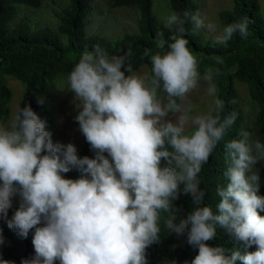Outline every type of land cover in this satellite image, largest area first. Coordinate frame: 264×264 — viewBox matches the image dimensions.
I'll use <instances>...</instances> for the list:
<instances>
[{
    "label": "clouds",
    "instance_id": "9594fccd",
    "mask_svg": "<svg viewBox=\"0 0 264 264\" xmlns=\"http://www.w3.org/2000/svg\"><path fill=\"white\" fill-rule=\"evenodd\" d=\"M162 21L169 37L159 31L154 49L140 53L148 71L134 70L131 49L109 56L97 47L84 50L69 73L68 91L78 101L74 119L93 158L80 157L71 142H53L30 105L0 123V219L18 199L8 227L25 239L34 230V256L21 264H147V249L160 241L162 228L186 235L198 249L190 264H264V195L256 167L264 162V142L243 129L225 140L237 114L223 115L215 83L220 70H201L187 36L189 23L193 34L216 33L217 25L187 10H172ZM249 23L245 17L227 24L213 43L227 45L237 33L246 39ZM202 86L212 98L206 110L192 99ZM222 141L224 183L216 186L214 212L204 203L201 173ZM73 169L80 176L66 178ZM181 193L193 207L178 219L174 201ZM217 225L243 250L228 255L210 244Z\"/></svg>",
    "mask_w": 264,
    "mask_h": 264
},
{
    "label": "trees",
    "instance_id": "16d2710c",
    "mask_svg": "<svg viewBox=\"0 0 264 264\" xmlns=\"http://www.w3.org/2000/svg\"><path fill=\"white\" fill-rule=\"evenodd\" d=\"M41 0H0V121L9 117V102L12 98V88L6 82V75H13L25 85L21 106L30 105L31 108L46 121V128L51 133L49 121L51 117L43 110V103L39 91L47 90L49 82H53L59 74L70 73L75 63L84 50L95 51L97 47L109 56L122 55L131 49L134 70L142 64H150L147 60L140 59V53L145 48H153L159 31L164 38L170 35L153 12V0H112L115 6L134 5L139 8L140 18L137 31L127 32L115 40L102 36L99 33L87 34L85 31V19L91 11V3L94 0H69L70 5L61 15L57 29L50 27H32L28 22L21 21L10 25V21L18 8L16 4L38 6ZM172 10L181 14L187 10L197 13L199 5L196 0H169ZM222 26L238 22L247 17L249 34L247 38L235 34L227 45L214 44L212 40H206L197 32L193 34V25L189 23L187 36L190 46L201 58V70L205 67L219 68L220 73L215 77V83L219 89L218 96L224 100L225 109L223 115L232 112L237 114L236 121L227 132L225 140L236 138L242 129L244 114L243 106L238 98V82L248 85L251 98L259 106L257 124L260 132L264 134V16L261 13L260 0H234L232 8H225L219 13ZM223 60L222 64L216 63V58ZM235 101V103H233ZM53 135V134H52ZM223 141L217 145V149L210 157L204 171L201 173V187L205 191L204 203L210 205L213 211H217L216 205L219 197L215 189L217 184L224 183L223 171ZM80 157L93 158L95 153L86 141L77 150ZM66 178L76 179L80 173L73 169L64 174ZM259 194L264 195V175L260 174ZM18 199H14L13 207L8 211L6 219H0V234L4 242L0 245V259L21 264L24 259L34 256L32 235L22 238L13 229H10L7 220L11 219L18 207ZM180 209L178 219L186 216L192 210L190 195L180 194L174 201ZM264 215V211L260 212ZM213 246H223L228 255L234 249L242 246L236 242L222 227L217 225L216 236L209 241ZM253 245L248 251H254ZM198 254V249L187 243L186 235L177 237L174 233L163 230L160 233V241L147 249V264H185ZM56 264H59L57 261ZM236 264H242L236 261Z\"/></svg>",
    "mask_w": 264,
    "mask_h": 264
},
{
    "label": "rangeland",
    "instance_id": "374dc122",
    "mask_svg": "<svg viewBox=\"0 0 264 264\" xmlns=\"http://www.w3.org/2000/svg\"><path fill=\"white\" fill-rule=\"evenodd\" d=\"M199 9L197 13L205 19V22H213L217 25L216 33H209L205 29L198 32L206 40H212L219 34L223 26L219 13L225 8H232L234 0H196ZM261 13L264 16V0H260ZM70 5L69 0H41L38 6L16 4L17 11L10 21L11 24L26 21L32 27H50L57 29L61 15ZM172 11L169 0H153V12L162 21V17ZM140 11L134 5L115 6L112 0H94L91 3V11L85 21V31L87 34L99 33L104 37L115 40L127 32L137 31L139 27ZM138 70L148 71L147 64H142ZM135 69V70H137ZM69 73H62L53 81L49 82L46 91H39V95L44 102L43 110L51 117L49 126L52 131L53 142L73 143L77 150L83 145L84 135L80 131L78 122L75 121L77 110L73 99V93L68 91ZM6 82L12 88L13 94L10 99L9 117L0 123H10L17 109L21 106L22 97L25 91L23 82L13 75H6ZM219 91V89H218ZM238 98L243 106L244 120L242 129L252 133L253 139L264 142L257 124L258 104L251 98L249 87L243 82H238ZM192 99L197 107L206 110L210 97L205 94V87L202 86L197 92L192 94ZM259 174L264 175V162L256 166Z\"/></svg>",
    "mask_w": 264,
    "mask_h": 264
}]
</instances>
